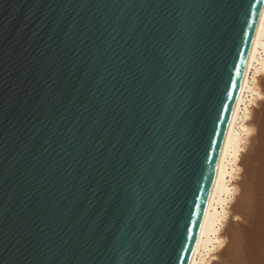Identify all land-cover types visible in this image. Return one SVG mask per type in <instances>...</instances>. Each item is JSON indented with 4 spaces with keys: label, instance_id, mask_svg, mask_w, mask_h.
<instances>
[{
    "label": "water",
    "instance_id": "water-1",
    "mask_svg": "<svg viewBox=\"0 0 264 264\" xmlns=\"http://www.w3.org/2000/svg\"><path fill=\"white\" fill-rule=\"evenodd\" d=\"M264 0H0V264H190Z\"/></svg>",
    "mask_w": 264,
    "mask_h": 264
},
{
    "label": "bare ground",
    "instance_id": "bare-ground-1",
    "mask_svg": "<svg viewBox=\"0 0 264 264\" xmlns=\"http://www.w3.org/2000/svg\"><path fill=\"white\" fill-rule=\"evenodd\" d=\"M190 264H264V5Z\"/></svg>",
    "mask_w": 264,
    "mask_h": 264
},
{
    "label": "rangeland",
    "instance_id": "rangeland-1",
    "mask_svg": "<svg viewBox=\"0 0 264 264\" xmlns=\"http://www.w3.org/2000/svg\"><path fill=\"white\" fill-rule=\"evenodd\" d=\"M213 261H215V260H213Z\"/></svg>",
    "mask_w": 264,
    "mask_h": 264
}]
</instances>
